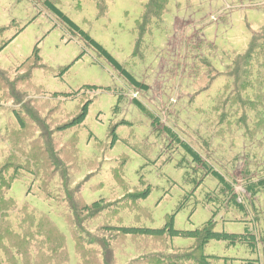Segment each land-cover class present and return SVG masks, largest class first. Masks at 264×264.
Here are the masks:
<instances>
[{
    "label": "rangeland",
    "instance_id": "374dc122",
    "mask_svg": "<svg viewBox=\"0 0 264 264\" xmlns=\"http://www.w3.org/2000/svg\"><path fill=\"white\" fill-rule=\"evenodd\" d=\"M149 1L0 0V170L11 188L0 199L15 205L13 229L24 210L53 225L68 264H95L83 253L97 239L112 264H201L190 236L212 221L223 238L202 247L203 264H264V191L249 203L246 190L264 178V65L253 91L230 76L264 30V0H169L150 22ZM74 204L97 213L88 225L76 226Z\"/></svg>",
    "mask_w": 264,
    "mask_h": 264
},
{
    "label": "trees",
    "instance_id": "16d2710c",
    "mask_svg": "<svg viewBox=\"0 0 264 264\" xmlns=\"http://www.w3.org/2000/svg\"><path fill=\"white\" fill-rule=\"evenodd\" d=\"M168 2L169 0H150L145 8L146 20L150 22L154 18L161 19V16L164 15L166 11ZM261 34L263 35L259 37ZM85 37L87 38V36ZM258 41H262L260 46H258ZM87 42L90 44L92 43V45L99 51L100 54H103L112 64H114L117 70L121 72L122 76H124L129 81V83L138 84L134 76L129 74L121 66H119L101 47H99L93 41H90L89 38ZM252 55L254 57H252ZM255 58H258L259 60L255 61ZM258 63L264 65V30L254 37L250 47L249 55L245 57L243 62L239 63L238 65L235 62L234 71L230 73V76L234 81V89H236L237 91H240L242 89H248L250 91H253L256 89V84H254V77L255 72L257 71L255 66L258 65ZM239 66L242 67L241 71ZM243 78H248L249 83H247L246 79V81L244 82L242 80ZM260 87V100L262 102V106L264 107V85ZM224 110L227 111L228 117L229 109L225 108ZM192 154L195 159L198 160L199 155L194 152ZM7 171L8 170L6 168L0 170V191L1 189L3 191L11 189L5 186L6 182H3V180L8 181L10 179L6 174ZM215 175L220 178L221 182L225 181L223 176H221L217 172H215ZM246 190L251 197L249 201L250 203L255 197H257V195H259L260 192L264 191V178L260 179L258 183H250ZM234 199H236V197H234ZM235 203L241 210H247L248 202L240 204L236 199ZM2 205L6 206V209H0V216L2 215L5 218V220L1 221L0 223V249L4 252L8 264H17L18 262L20 264H23V262L21 261L22 258L24 259L25 263H27L29 255L33 252H36L37 256L39 257V262L37 264H68V255L64 240L60 236L58 231L54 228V226L51 225L52 223L50 224V230H43L40 228L39 225H35L31 221L30 218L33 216V213H30L28 210H24L22 216L20 217V220L18 221L17 227L13 229V224L10 220V213L12 212L11 210L15 207V205L12 200L5 201V199H0V206ZM72 210L76 213V216L78 217L76 221L77 227H80V225H88L89 219L94 218V216H96L97 214L90 213L89 215H87L86 211L89 210V207L82 206L79 204L72 205ZM167 228L170 231V234L179 236V233L173 230L171 224ZM119 232H122L124 236L149 234L148 231H139L133 229H125ZM195 233L190 236L196 239L198 243L197 250H194L193 254L195 256V259L198 257L199 260H201L199 262L203 264L202 262H205V259L201 253L202 247L209 241V239L214 238L220 240L223 238V236H219L214 233L212 221L204 227L203 231H197ZM74 234L79 256L83 257L84 255L88 259V262L95 260V262L97 263L96 259L98 258V255L103 254L104 258L108 263L112 264L114 262L115 251L107 245L106 240L104 241L97 239V243H93V241H91V243H89V249L86 250L82 255L80 254V250H84L83 239L79 237L77 231H75ZM154 234H157V236H163L165 232L158 231ZM251 238H255V236H251ZM26 240H28V242ZM2 243L8 245V248L11 251H8L2 245ZM251 244L253 243L251 242ZM43 254L46 258L40 260V256Z\"/></svg>",
    "mask_w": 264,
    "mask_h": 264
},
{
    "label": "built area",
    "instance_id": "2783aa9c",
    "mask_svg": "<svg viewBox=\"0 0 264 264\" xmlns=\"http://www.w3.org/2000/svg\"><path fill=\"white\" fill-rule=\"evenodd\" d=\"M183 41H173V46L174 47H178V45L180 44V43H182ZM181 57V56H180ZM135 96H137V94H134V97ZM178 99H179V97L178 96H175V97H170L169 98V103H168V108L169 107H171V106H175V105H177V103H178Z\"/></svg>",
    "mask_w": 264,
    "mask_h": 264
}]
</instances>
